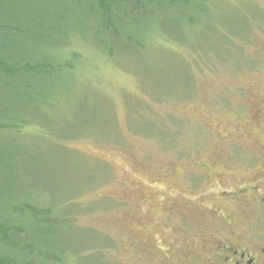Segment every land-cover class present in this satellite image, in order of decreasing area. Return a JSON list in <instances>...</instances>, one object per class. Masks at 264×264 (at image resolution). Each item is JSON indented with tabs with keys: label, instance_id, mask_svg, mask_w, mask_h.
<instances>
[{
	"label": "rangeland",
	"instance_id": "374dc122",
	"mask_svg": "<svg viewBox=\"0 0 264 264\" xmlns=\"http://www.w3.org/2000/svg\"><path fill=\"white\" fill-rule=\"evenodd\" d=\"M203 4L191 22L139 23L136 41L112 55L78 34L64 48L81 60L51 82L59 104L35 110L17 136L30 152L18 185L67 216L42 242L70 244L63 264H173V244L210 236L182 220L188 200L238 185L230 114L258 74L246 68L264 65V0ZM84 23L69 18L70 28ZM221 158L217 169H236L220 183L207 166Z\"/></svg>",
	"mask_w": 264,
	"mask_h": 264
},
{
	"label": "trees",
	"instance_id": "16d2710c",
	"mask_svg": "<svg viewBox=\"0 0 264 264\" xmlns=\"http://www.w3.org/2000/svg\"><path fill=\"white\" fill-rule=\"evenodd\" d=\"M203 6V0H0V264H63L71 256L65 254L70 244L42 243L67 216L18 185L26 180L20 169L30 152L17 136L33 124L35 110L47 114L46 107L59 104L51 82L81 60L75 52L65 55L73 36L112 55L136 41L139 23L191 22ZM81 14L85 23L70 28V16L80 23ZM33 179L28 182L39 188Z\"/></svg>",
	"mask_w": 264,
	"mask_h": 264
},
{
	"label": "flooded vegetation",
	"instance_id": "af4514ba",
	"mask_svg": "<svg viewBox=\"0 0 264 264\" xmlns=\"http://www.w3.org/2000/svg\"><path fill=\"white\" fill-rule=\"evenodd\" d=\"M246 70L258 73V78L239 86V105L231 107L230 114L235 124L229 140L239 146V183L234 188L216 184L200 205L197 198L188 200L187 217L182 220L189 227L202 221L210 236L191 244H173V264H264V65H249ZM237 134L239 139H234ZM222 160L207 168L224 165ZM207 168L202 172L207 174ZM235 169L227 165L218 168L219 182ZM190 188L187 185L186 189ZM180 217L178 213L176 219ZM182 220L177 221V227Z\"/></svg>",
	"mask_w": 264,
	"mask_h": 264
}]
</instances>
